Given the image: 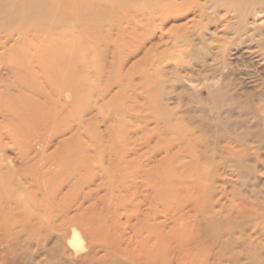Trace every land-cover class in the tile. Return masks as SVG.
Masks as SVG:
<instances>
[{"label":"rangeland","instance_id":"rangeland-1","mask_svg":"<svg viewBox=\"0 0 264 264\" xmlns=\"http://www.w3.org/2000/svg\"><path fill=\"white\" fill-rule=\"evenodd\" d=\"M0 264H264V0H0Z\"/></svg>","mask_w":264,"mask_h":264},{"label":"bare ground","instance_id":"bare-ground-1","mask_svg":"<svg viewBox=\"0 0 264 264\" xmlns=\"http://www.w3.org/2000/svg\"><path fill=\"white\" fill-rule=\"evenodd\" d=\"M249 1H250V0H249ZM257 1H258V0H257ZM253 2H255V0H252V3H253ZM260 2H261V1H260ZM262 2H263V1H262ZM258 4H259V2H258ZM248 5H249V4H248ZM246 6H247V5H246ZM258 6H259V5H258ZM247 7H248V6H247ZM242 8H243V7H242ZM254 8H257V7H254ZM254 8H253V9H254ZM1 10H2V9H1ZM254 11H255V10H254ZM7 182H8V181H7Z\"/></svg>","mask_w":264,"mask_h":264}]
</instances>
